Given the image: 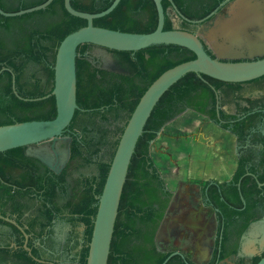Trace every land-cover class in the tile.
<instances>
[{
    "label": "trees",
    "instance_id": "16d2710c",
    "mask_svg": "<svg viewBox=\"0 0 264 264\" xmlns=\"http://www.w3.org/2000/svg\"><path fill=\"white\" fill-rule=\"evenodd\" d=\"M46 1L34 0L17 8H6L0 0V7L5 12H18ZM64 1L54 0L45 10L19 17L7 18L0 15V126L33 120L49 121L56 117V100L49 95L54 88L57 49L68 35L87 25L86 20L68 13ZM113 1L71 0V5L78 11L95 14L107 10ZM225 1L163 0L166 15L164 30L174 29L169 8L181 14L185 26L189 27L214 13ZM94 26L128 33H151L158 26L157 7L154 0H122L111 14L94 20ZM207 52L212 55L209 50ZM117 53L130 69V76H111L94 69L86 59L78 56L76 60L79 109L64 133L72 138L71 159L62 175L58 176V181L65 184L66 176L73 169L93 165L98 169V175L94 179L84 178V183L76 181L75 202L65 206L70 214L79 217H72L71 222L79 220L86 226V245L80 254L79 264H87L99 197L120 137L139 100L162 73L196 58L190 50L175 45H155L137 52ZM13 77L17 94L13 90ZM243 88L242 84L225 83L205 75L200 77L190 73L162 96L138 141L129 167L108 264H163L171 255L157 248L155 236L173 192L168 189L150 154L152 143L167 124L188 110L217 123L218 99L220 98V107L225 106L231 102L230 96L234 99L238 92V99L246 101L250 108L237 104L239 111L246 117L238 118L232 131L242 145H245L248 136H251L252 143L264 145V136L258 132L252 133L256 121L261 116L264 117V112L251 113L259 101L244 98ZM38 98L41 100L35 101ZM220 114L225 120L237 118L224 110H220ZM228 126L229 124H225L222 128L228 129ZM244 152L230 181L196 182L202 187L204 195L212 201L210 204L219 209L218 240L210 264L236 256L237 246L231 250L226 247L229 236L235 232L239 239L252 223L264 218V187H259L260 183H264V148L261 152L254 148H248ZM258 156L259 160L255 161ZM35 162L38 163L25 155L24 148L0 153V215L5 216L8 210L7 202H3L5 167L27 168L32 164L33 167L27 171H31L32 183L39 184L45 180L37 174ZM47 178L51 184L54 183L49 174ZM65 185H59L60 193L67 191ZM54 194L53 186L42 193V213L47 218L48 225L54 211L48 205L55 207L58 214L62 213L60 206L53 202ZM23 209L26 210L21 202H12V214L22 217ZM0 223L5 222L0 219ZM29 225L31 228L36 226L34 222ZM45 227L46 224L43 225ZM35 255L39 257L37 253ZM263 256L264 254L251 260L241 258L238 264H257ZM7 257L9 256L3 254V259ZM17 259L23 264H39L26 252L18 255ZM166 264L194 263L179 254L171 257Z\"/></svg>",
    "mask_w": 264,
    "mask_h": 264
},
{
    "label": "water",
    "instance_id": "95a60500",
    "mask_svg": "<svg viewBox=\"0 0 264 264\" xmlns=\"http://www.w3.org/2000/svg\"><path fill=\"white\" fill-rule=\"evenodd\" d=\"M53 1L47 0L43 4L18 12H5L0 7V15L13 18L31 14L45 10ZM121 1L114 0L107 10L95 14L78 11L72 7L71 0L64 1L68 13L86 20L87 25L68 35L57 49L54 88L49 95L54 96L56 100V117L49 121L33 120L0 126V153L40 146L51 141H69L70 139L63 138V135L79 109L76 60L78 50L84 45H95L116 52H137L155 45H175L190 50L196 56L195 59L162 73L145 91L125 126L99 197L87 264H108L129 167L138 141L162 96L190 73L234 84L264 77V0H226L221 6L228 7L227 17H217L210 21L214 12L196 22L204 26V23L210 21V27L202 35L178 29L164 30L166 15L163 0H154L158 12V26L154 32L128 33L94 26V20L111 14ZM206 47L212 51V55L207 52ZM256 58L259 60H255ZM13 90L17 94L15 77ZM39 100L41 99H35ZM217 107L219 112L220 105ZM69 155L70 151L66 150L59 170L55 169L47 156H34L59 173L67 164ZM0 219L8 220L1 215ZM257 223L264 225V219L253 223L250 228ZM262 241L264 242V231ZM179 254L183 255L180 252L172 253L163 264ZM239 256L244 255L239 253ZM257 264H264V256Z\"/></svg>",
    "mask_w": 264,
    "mask_h": 264
},
{
    "label": "flooded vegetation",
    "instance_id": "af4514ba",
    "mask_svg": "<svg viewBox=\"0 0 264 264\" xmlns=\"http://www.w3.org/2000/svg\"><path fill=\"white\" fill-rule=\"evenodd\" d=\"M34 0H1V3L6 8H17L21 4H25L26 2H32ZM228 16V7H222L220 5L219 9L215 11L214 16L210 21H213L217 17H227ZM204 23V26L200 24L199 31L202 35L205 31L210 27L209 22ZM187 31V29H178ZM197 34V33H196ZM211 54L212 51L210 50ZM78 56L80 58L86 59L92 65V67L96 70L106 72L111 76H118L120 78L124 76H130L131 71L124 63L122 56L116 51L109 50L103 47L95 46V45H84L79 49ZM255 60H259L256 58ZM242 85L248 86L245 90L246 94H243L244 98H250L252 100L259 101L257 105L254 106L253 111L251 113H255L256 111L264 112V77H261L257 80L242 83ZM219 95V94H218ZM239 93H235L234 99L230 96V103L235 106L236 111L229 112L230 116H236V119H222L220 110H224V107H220L218 112L217 107V117L219 121L217 123L213 122V124L217 125L219 128L228 132L235 141H236V169L238 167V162L243 154H245V150L248 148H254L257 151H262L264 145L254 144L251 142V136H248L246 139L245 145H242L238 142L236 135L233 133L234 123L238 121L241 116L246 117L244 113L239 111L238 103L244 104V108H250V105L241 99H238ZM218 104L220 105V98L218 99ZM227 104V105H228ZM218 106V105H217ZM245 115V116H244ZM259 121H256L255 127L252 129V133L258 132L264 136V117L261 116ZM242 119V118H240ZM229 124L228 129H223L222 125ZM63 138L70 139L67 142L63 140L57 142H48L40 146H32L25 147L24 153L27 157L31 159H35L38 161L35 162L36 172L41 177L44 178L45 181H41L39 184H34L31 181V171H27V169L33 167L32 164L27 168H18L13 166L5 167V179H3V194L4 200L3 202H7L6 208L8 209L6 215L3 216V220L5 223H0V264H23L19 259H17L18 255H23V253H27V255L34 261L39 264H78L79 257L86 245L85 241V232L86 226L82 221L77 220L76 222H71V218H79L76 214H70L68 209H65V206L70 202H75V188L77 186L76 181L79 180L84 183V178L94 179L98 175V169L96 166H90L87 168H77L70 170L69 175L66 176V185L60 184L58 176L62 175L65 170L67 164L71 159V144L72 138L68 135H63ZM66 150L70 151L69 159L67 164L63 167V169L57 173L54 170H51L45 163L40 161L34 155H40L43 158L48 157L52 161L53 166L56 170H59L61 167V159L64 158ZM259 160V156L255 161ZM236 171V170H235ZM50 175L54 183L51 184L47 175ZM80 183V182H79ZM264 183H260L259 187L262 188ZM59 185H65L67 189L66 192L60 193ZM53 186L55 188V194L53 197V202H56L57 206L61 208L62 213L58 214V211L55 210L53 206L48 205L53 209L51 216V223L48 225L47 218L43 215L42 210V202L43 197L42 193L44 190H47ZM45 187V188H42ZM201 194V201L203 202L204 208L210 209L213 213L215 220L217 222V238L214 245V251L212 253L211 259L208 264H210L213 260V255L216 249V243L218 240L219 233V217L218 212L219 209L215 208L209 197H206L202 191V187H199ZM264 196V193H262ZM173 198V196H172ZM172 200V199H171ZM244 203L245 200H242ZM12 202H21L22 205L25 206L23 209L22 217H19L16 213H11ZM262 202V201H261ZM264 202V201H263ZM57 208V207H56ZM28 209V210H27ZM2 216V215H1ZM264 219V218H263ZM262 219V220H263ZM261 221V220H260ZM36 225L34 228L30 227V223ZM256 223V222H255ZM46 224V227L43 228V225ZM253 224V223H252ZM251 224V225H252ZM250 225V226H251ZM66 229L64 231L62 228ZM250 228V227H249ZM248 228V229H249ZM246 233V232H245ZM244 233V234H245ZM244 234L238 239L237 235L232 233L229 236L228 241L226 242L227 249L231 250L235 246H237V254L234 257V261L232 264H238V260L244 258L246 260H251L255 257H260L264 254V250L256 251L253 256H239V250L241 249V243L243 244ZM260 248V247H259ZM179 252V251H174ZM174 252H171L174 253ZM35 253L39 255L36 256ZM181 253V252H180ZM3 254L8 255L7 259H3ZM74 254V257H71ZM79 254V256H77ZM183 254V253H182ZM185 256V254H183ZM187 257V256H186ZM231 257H228L224 260L217 261L215 264H222L227 261ZM188 258V257H187ZM189 259V258H188ZM192 261V260H191ZM193 262V261H192ZM194 263V262H193ZM195 264V263H194Z\"/></svg>",
    "mask_w": 264,
    "mask_h": 264
},
{
    "label": "rangeland",
    "instance_id": "374dc122",
    "mask_svg": "<svg viewBox=\"0 0 264 264\" xmlns=\"http://www.w3.org/2000/svg\"><path fill=\"white\" fill-rule=\"evenodd\" d=\"M168 13L174 29H187L193 33L201 34L199 31L200 24L187 27L185 26L184 18L175 10L169 8ZM247 87L243 88V94H246L245 90ZM241 107H245V105L242 104ZM224 111L234 113L236 109L233 104H228L224 107ZM185 113L189 115L188 123L195 127L199 126V133L197 135L200 139L199 143L196 144L194 142L189 147L185 146L189 149L191 155L196 154L201 158L205 157L202 166L214 171L220 170L221 167H226L227 164L229 166L236 165L235 139L228 135L227 132H223L224 130H219L217 125L213 124L207 117L199 116L193 112ZM171 123L174 122L172 121L169 124ZM169 124L162 129L161 133L152 143L151 149L153 147V151L157 153L156 155L164 158L165 161L170 160L176 170H188L189 163L187 162L186 164L184 161L177 159L180 156V152L184 149V143H182L184 139L179 137L182 134L178 129L169 128ZM201 135L202 138H200ZM190 140L192 142L195 141L194 139ZM166 141L174 142L175 147L168 148L165 145ZM179 143L181 145H178ZM224 159L228 160V162L225 163ZM226 176L224 177L226 178ZM172 192L173 198L155 236L156 246L163 252L171 253L179 251L196 264H208L217 238V222L215 217L210 209L204 208L199 186L194 181L191 182L188 178L182 179L179 181V184L174 186ZM260 227V224L257 223L248 229L244 234L245 239L246 237L250 238L260 234L256 231ZM59 228L63 229L62 226H59ZM66 229L63 230L66 231ZM245 239H243V244L241 243L239 253L241 255L253 256L255 253L246 247L248 241H245ZM204 252H206L205 256L204 254H200ZM200 257L201 259L197 261ZM233 261L234 257H231L222 264H232Z\"/></svg>",
    "mask_w": 264,
    "mask_h": 264
},
{
    "label": "crops",
    "instance_id": "0c3cea01",
    "mask_svg": "<svg viewBox=\"0 0 264 264\" xmlns=\"http://www.w3.org/2000/svg\"><path fill=\"white\" fill-rule=\"evenodd\" d=\"M186 112H193L194 114H197L191 110H188ZM197 115L202 116L200 114H197ZM188 116H189L188 113H184L181 115V117L178 118V120L173 121L174 123H171L168 126L169 128L172 127V129H178L180 131V133L182 134L179 136L182 139H184L182 142V143H184V147H183L184 149L180 152V156L177 159H179L180 161H184L186 164L188 162L190 165L188 170H186V169L181 170V171L176 170L170 160L165 161L164 158H161L158 155H156L157 153L155 151H153V149H154L153 147H152V149H150L151 157L154 160L157 168L159 169L163 179L165 180L168 189L171 191L174 190V186L176 184H179V181H181L182 179L185 180L187 178H188V180H191V182L194 181V183L199 187H200V185L196 183L197 181H213V182H218V183L230 181L232 179L234 173H235L236 165H234V166L230 165L229 166V164H227L226 167H224V168L221 167L220 170L218 169V170L214 171L213 169H209V168H206L205 166H202L204 163L205 157L201 158L200 156H198L196 154L191 155V152L189 151V149L186 148V147L191 146L192 143H194V142H196V144H198L199 140H200L199 136H197L199 133V126L195 127V126L191 125L190 123H188V121H187ZM217 128L219 130H221V128H219L218 126H217ZM223 132H225V131H223ZM227 134H228V132H227ZM183 136H189V137L184 138ZM200 138H202V135ZM190 139H194L195 141L192 142ZM165 145H167L168 148H170V147L174 148L175 147L174 142H171V141H166ZM178 145H181V143H179ZM223 161H225V163L228 162V160H226V159H224ZM174 172H176V173L174 174ZM225 175H227L226 178L224 177ZM263 226L264 225H261L260 228L256 229V231L260 234L254 236V237H250V238L246 237V239L244 238L245 241L246 240L248 241V244H247L248 249L253 250L254 253L256 251H258L259 249H260L259 251L264 250V242L262 241V236H263V231H264ZM244 244H245V242H244ZM213 251H214V249H213ZM200 254L201 255L204 254V256H205L206 252L200 253ZM77 256H79V254H77ZM71 257H74V254H72ZM199 259H201V257L198 258L197 261H199ZM79 260H80V257H79Z\"/></svg>",
    "mask_w": 264,
    "mask_h": 264
},
{
    "label": "bare ground",
    "instance_id": "6f19581e",
    "mask_svg": "<svg viewBox=\"0 0 264 264\" xmlns=\"http://www.w3.org/2000/svg\"><path fill=\"white\" fill-rule=\"evenodd\" d=\"M248 247V246H247Z\"/></svg>",
    "mask_w": 264,
    "mask_h": 264
}]
</instances>
